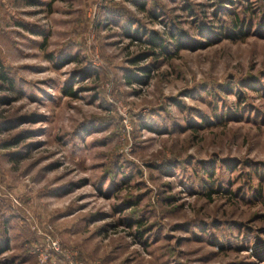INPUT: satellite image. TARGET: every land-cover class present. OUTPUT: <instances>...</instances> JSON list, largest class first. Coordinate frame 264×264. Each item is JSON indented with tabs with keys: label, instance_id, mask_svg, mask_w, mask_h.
<instances>
[{
	"label": "rangeland",
	"instance_id": "374dc122",
	"mask_svg": "<svg viewBox=\"0 0 264 264\" xmlns=\"http://www.w3.org/2000/svg\"><path fill=\"white\" fill-rule=\"evenodd\" d=\"M0 264H264V0H0Z\"/></svg>",
	"mask_w": 264,
	"mask_h": 264
},
{
	"label": "built area",
	"instance_id": "2783aa9c",
	"mask_svg": "<svg viewBox=\"0 0 264 264\" xmlns=\"http://www.w3.org/2000/svg\"><path fill=\"white\" fill-rule=\"evenodd\" d=\"M52 246H53V249L57 250V248H56L57 245L55 243H52Z\"/></svg>",
	"mask_w": 264,
	"mask_h": 264
}]
</instances>
